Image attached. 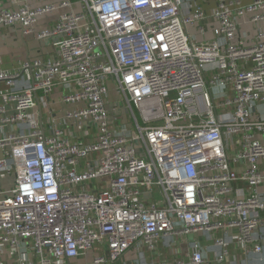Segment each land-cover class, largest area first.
Masks as SVG:
<instances>
[{
  "label": "built area",
  "instance_id": "obj_1",
  "mask_svg": "<svg viewBox=\"0 0 264 264\" xmlns=\"http://www.w3.org/2000/svg\"><path fill=\"white\" fill-rule=\"evenodd\" d=\"M5 1L0 27L27 36L42 17L71 12L39 34L57 39L56 57L0 70V173L14 176L0 186V264H70L99 246L93 264H116L214 231L225 233L214 264L233 245L264 264V0ZM205 21L214 38L194 43L187 29L205 33ZM110 85L136 128L109 124ZM59 89L71 108L45 130L39 95ZM72 125L94 140L74 141ZM187 262L151 264H206L204 251Z\"/></svg>",
  "mask_w": 264,
  "mask_h": 264
},
{
  "label": "crops",
  "instance_id": "obj_2",
  "mask_svg": "<svg viewBox=\"0 0 264 264\" xmlns=\"http://www.w3.org/2000/svg\"><path fill=\"white\" fill-rule=\"evenodd\" d=\"M5 1V0H4ZM66 0H44L41 3H33L36 7L43 4L58 5ZM76 2L78 0H71ZM6 2V1H5ZM77 11V6L74 7ZM71 12V9H61L55 13L46 15L39 20L36 27V33L34 35H24L20 27H0V70L7 71H19L21 67L32 60H48L56 57L57 49L55 47L56 38H45L39 39V34L44 33L48 29H52L55 26L60 16L64 13ZM206 21L202 23L206 27L205 33H200L198 27H188V35L194 43L200 44L211 41L214 38L212 32V25L206 26ZM32 74L27 71L24 76L20 79L19 86L24 87L31 82ZM210 78V76H209ZM7 91V87L0 83V95ZM63 91L59 89L50 99L43 98L39 95V104L35 110V115L39 126L43 129H47L52 121L62 123L65 111L68 110L69 106L62 102ZM112 93V92H111ZM116 94V93H115ZM0 104L2 99L0 97ZM85 127L92 128V134L97 131L96 125H90L86 123ZM28 128L22 125H17L14 128V132L17 134L26 133ZM69 132L74 136V141L79 140L85 143L93 141L94 138H85L81 140L79 137V129L75 126H71ZM94 136V135H93ZM258 139L263 137L259 136ZM9 152V149H0V159L4 158ZM14 182V176L10 173H0V186L3 189H11ZM6 184H9L8 188H5ZM240 193L248 195L250 189L245 185L241 184L237 187ZM242 189V190H241ZM244 190V192H243ZM225 236L224 232L214 231L212 233H192L186 236H175L173 239H161L158 240L155 246V251H150L146 247L139 250L129 251L121 261L116 264H151V263H162V262H173L186 261L188 263V255L195 249H202L205 253L207 263L214 264L216 257V248L214 246V240L217 237ZM102 254V247L99 246L93 251L89 252L86 256L72 260L70 264H93V260L99 254ZM258 261V262H257ZM68 264V263H65ZM226 264H262L255 255L247 254L240 249L237 245H233L230 249V256Z\"/></svg>",
  "mask_w": 264,
  "mask_h": 264
},
{
  "label": "rangeland",
  "instance_id": "obj_3",
  "mask_svg": "<svg viewBox=\"0 0 264 264\" xmlns=\"http://www.w3.org/2000/svg\"><path fill=\"white\" fill-rule=\"evenodd\" d=\"M111 89V95L109 98V103L107 104V110L110 112V119L109 124L111 126L115 125H124L128 128H136L134 122L130 119V110L128 109V106L126 104V101L123 97H118L115 94L114 88L110 85ZM96 126H98V123H95ZM91 126L93 123L90 124ZM118 126V127H120ZM135 136H138L137 132L135 133ZM141 147L139 146V142H137V150L141 151ZM105 181L110 182L109 179H105ZM9 184H6L5 188H8ZM150 194H146V198H150ZM101 254V253H99Z\"/></svg>",
  "mask_w": 264,
  "mask_h": 264
}]
</instances>
